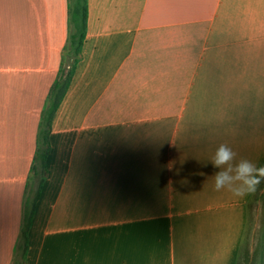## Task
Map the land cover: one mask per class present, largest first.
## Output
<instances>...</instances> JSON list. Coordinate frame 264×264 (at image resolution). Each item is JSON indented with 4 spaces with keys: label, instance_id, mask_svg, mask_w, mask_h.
<instances>
[{
    "label": "crops",
    "instance_id": "obj_1",
    "mask_svg": "<svg viewBox=\"0 0 264 264\" xmlns=\"http://www.w3.org/2000/svg\"><path fill=\"white\" fill-rule=\"evenodd\" d=\"M88 4L23 264H237L255 192L216 191L210 160L227 144L264 167V0ZM68 11L0 0V264L15 262Z\"/></svg>",
    "mask_w": 264,
    "mask_h": 264
},
{
    "label": "trees",
    "instance_id": "obj_2",
    "mask_svg": "<svg viewBox=\"0 0 264 264\" xmlns=\"http://www.w3.org/2000/svg\"><path fill=\"white\" fill-rule=\"evenodd\" d=\"M69 35L65 54L63 57V68L61 75L53 85L49 94L47 104L43 110L41 123L38 133V144L33 165V174L35 181L27 192V198L24 205V218L21 228V239L17 246V253L14 264H23L28 251V235L35 214V207L39 198L43 183L48 177L47 158L50 153V133L54 115L61 105L63 98L69 88L76 66L80 61L83 45L88 32L89 4L88 0H69L68 11ZM68 62L69 70L64 76V64ZM254 202L261 203L264 209V180L258 185L248 205L247 227L239 251L238 263L240 264L244 256V264H259L261 230L264 219V210L261 221L258 242L254 249L251 248L250 236L254 225V212L251 205Z\"/></svg>",
    "mask_w": 264,
    "mask_h": 264
},
{
    "label": "clouds",
    "instance_id": "obj_3",
    "mask_svg": "<svg viewBox=\"0 0 264 264\" xmlns=\"http://www.w3.org/2000/svg\"><path fill=\"white\" fill-rule=\"evenodd\" d=\"M236 153L227 144H220L211 157L212 165L219 169L213 176L214 189H227L234 196L255 192L264 180V167H257L246 159L236 160Z\"/></svg>",
    "mask_w": 264,
    "mask_h": 264
},
{
    "label": "rangeland",
    "instance_id": "obj_4",
    "mask_svg": "<svg viewBox=\"0 0 264 264\" xmlns=\"http://www.w3.org/2000/svg\"><path fill=\"white\" fill-rule=\"evenodd\" d=\"M69 70L68 67V62L65 61L64 64V76L67 74V71ZM252 208V212H254L253 216H254V225L252 227V234L250 236V240H251V248L254 249L257 242H258V238H259V232H260V228H261V221H262V215H263V207H262V202L258 203V202H254L251 205ZM240 264H244V256H242Z\"/></svg>",
    "mask_w": 264,
    "mask_h": 264
}]
</instances>
